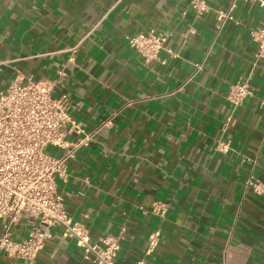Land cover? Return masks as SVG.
<instances>
[{"label":"crops","instance_id":"1","mask_svg":"<svg viewBox=\"0 0 264 264\" xmlns=\"http://www.w3.org/2000/svg\"><path fill=\"white\" fill-rule=\"evenodd\" d=\"M232 2L0 0V92L50 82L84 130L66 141L95 134L56 184L92 240L120 239L115 264H264V196L245 187L250 174L264 184V57L251 38L264 7L237 0L217 33ZM150 30L168 41L147 63L128 39ZM242 79L253 97L234 107L227 94ZM220 140L231 142L228 154ZM156 230L160 243L146 256ZM28 233L23 220L12 240ZM82 256L54 228L33 264H90ZM19 263L0 254V264Z\"/></svg>","mask_w":264,"mask_h":264},{"label":"built area","instance_id":"2","mask_svg":"<svg viewBox=\"0 0 264 264\" xmlns=\"http://www.w3.org/2000/svg\"><path fill=\"white\" fill-rule=\"evenodd\" d=\"M264 7V2L256 0ZM237 0L229 10L219 15L217 33L227 21H233L232 12ZM199 12L204 6L194 3ZM252 41L257 46L256 59L264 57L263 21L251 31ZM167 37L154 30L140 33L128 39L130 48L147 62L157 60L165 51ZM202 65H196L200 70ZM54 87L47 81H14L0 92V219L4 220L0 234V254L33 264L44 249L45 241L51 238V230L61 228L65 236L82 251V258L90 264H115L120 251L119 238L107 236L100 241L92 240L88 230L73 222L68 215L63 196L57 190V179L66 176L68 163L77 151L85 146L95 134L86 135L76 144H69L70 135L84 134L80 124L70 116L67 95L54 97ZM253 97L249 79L232 84L227 101L234 107L241 106ZM264 106V103L261 104ZM109 123H106L108 125ZM53 148L62 151L59 157L47 152ZM216 149L228 154L230 141L220 140ZM245 187L255 195L264 196V184L250 174ZM165 205L156 203L153 212L164 213ZM25 220L28 236L18 242L12 240V229ZM125 232V229H123ZM161 231H154L147 244L146 256L158 247ZM136 264H147L140 259Z\"/></svg>","mask_w":264,"mask_h":264}]
</instances>
